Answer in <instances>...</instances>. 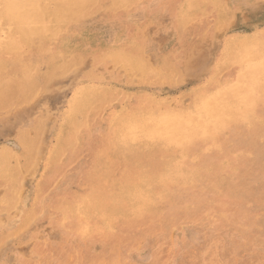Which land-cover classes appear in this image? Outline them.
I'll return each mask as SVG.
<instances>
[{
  "label": "rangeland",
  "instance_id": "obj_1",
  "mask_svg": "<svg viewBox=\"0 0 264 264\" xmlns=\"http://www.w3.org/2000/svg\"><path fill=\"white\" fill-rule=\"evenodd\" d=\"M0 264H264V0H0Z\"/></svg>",
  "mask_w": 264,
  "mask_h": 264
},
{
  "label": "bare ground",
  "instance_id": "obj_2",
  "mask_svg": "<svg viewBox=\"0 0 264 264\" xmlns=\"http://www.w3.org/2000/svg\"><path fill=\"white\" fill-rule=\"evenodd\" d=\"M32 52H33V51H32ZM28 55H29V54H28ZM244 75H245V74H244ZM152 80H153V79H152ZM234 82H235V81H234ZM205 102H206V101H205ZM205 104H206V106H209V107H210V105H207V103H205ZM208 104H210V102H208ZM211 106H212V105H211ZM207 113H208V112H207ZM199 114H201V113H199ZM202 114H203V113H202ZM218 114H219V113H218ZM184 117H185V116H184ZM198 117H199V116L197 115V118H198ZM148 118H149V117H148ZM179 118H180V117H179ZM195 119H196V118H195ZM201 119H202V118H201ZM214 119H216V118H214ZM203 120H204V118H203ZM205 121H206V120H205ZM88 125H90V124H88ZM208 125H209V124H208ZM211 126H212V125H211ZM199 128H200V127H199ZM203 128L205 129V127H203ZM201 129H202V127H201ZM204 129H203V130H204ZM197 132H198V131H197ZM204 132H206V131H204ZM111 133H112V132H111ZM193 134H194V133H193ZM71 135H72V134H71ZM180 135H181V134H180ZM190 135H191V134H190ZM177 136H178V135H177ZM105 137H106V135H105ZM107 137H108V136H107ZM183 137H184V136H183ZM186 137H187V135H185V138H186ZM103 139H104V138H103ZM105 139H106V138H105ZM109 139H110V138H109ZM111 139H112V136H111ZM178 139H180V138H178ZM183 139H184V138H183ZM183 139H182V140H183ZM184 140H185V139H184ZM106 141H107V140H106ZM169 141H170V140H169ZM175 141H176V139H175ZM173 142H174V141H173ZM107 143H108V142H107ZM169 143H170V142H169ZM101 147H102V146H101ZM98 148H99V147H98ZM102 149H103V148H102ZM108 149H109V148L107 147V148H106V151H107ZM58 150H59V149H58ZM99 150H100V149H99ZM110 152H111V150H110ZM156 153H157V152H156ZM94 160H95V159H94ZM111 160H112V159H111ZM94 164H95V163H94ZM112 164H113V163H112ZM187 165H188V164H187ZM114 166H115V165H114ZM110 167H112V166H110ZM116 167H117V166H116ZM112 168H114V167H112ZM32 169H33V168H32ZM107 170H108V169H107ZM107 170H106V171H107ZM110 170H111V169H110ZM129 170H130V169H129ZM111 171H112V170H111ZM103 172H104V171H103ZM108 172H110V171H108ZM135 173H136V172H135ZM111 174H112V173H111ZM123 175H124V174H123ZM91 176H92V175H91ZM96 176H97V175H96ZM106 176H107V175H106ZM88 177H89V176H88ZM129 177H131V176H129ZM161 177H162V176H161ZM101 178H102V177H101ZM113 178H114V177H113ZM162 178H163V177H162ZM125 179H126V178H125ZM125 179H124V180H125ZM129 179H131V178H129ZM135 179H136V178H135ZM99 180H100V179H99ZM116 180H117V179H116ZM124 180H123V181H124ZM132 180H133V178H132ZM104 181H105V180H104ZM117 181H118V180H117ZM120 181H121V180H120ZM123 181H121V182H123ZM127 181H128V180H127ZM99 182H100V181H99ZM91 183H93V182H91ZM97 184H98V183H97ZM111 184H112V183H111ZM90 187H91V186H90ZM110 187H111V186H110ZM110 187H107V188L110 189ZM153 187H154V186H153ZM139 188H140V187H139ZM87 189H88V188H87ZM111 189H112V188H111ZM111 189H110V190H111ZM94 190H95V189H94ZM106 190H107V189H106ZM92 191H93V190H92ZM92 191H91V192H92ZM94 192H95V191H94ZM107 192H108V191H107ZM109 192H110V191H109ZM141 192H142V191H141ZM96 193H97V192H96ZM99 193L101 194V192H99ZM110 193H111V192H110ZM89 194H90V193H89ZM94 194H95V193H94ZM139 194H140V193H139ZM92 195H93V194H92ZM96 195H97V194H96ZM96 195H95V196H96ZM108 195H109V194H108ZM101 196H102V195H101ZM82 197H83V196H82ZM84 197H85V196H84ZM97 197H98V196H97ZM102 197H105V196H102ZM108 197H109V196H108ZM143 197H144V196H143ZM99 198H101V197H99ZM106 198H107V197H106ZM145 198H146V197H145ZM88 199H89V198H88ZM103 199H104V198H103ZM103 199H102V200H103ZM90 200H91V198H90ZM90 200H89V201H90ZM93 200H94V198H93ZM108 200H109V199H108ZM142 200H144V199H142ZM142 200H141V201H142ZM98 201H99V200H98ZM100 201H101V200H100ZM143 202H144V201H143ZM163 202H164V201H163ZM66 203H67V202H66ZM66 203H65V204H66ZM105 203H106V204H105ZM105 203H104V205H107V202H106V201H105ZM108 203H109V202H108ZM144 203H146V201H145ZM67 204H68V203H67ZM74 204H75V203H74ZM63 205H64V204H63ZM124 205H125V204H124ZM73 206H74V205H73ZM114 206H115V205H114ZM62 207H63V206H62ZM107 207H108V206H107ZM122 207H123V205H122ZM100 208H101V207H100ZM124 208H125V207H124ZM141 208H143V206H142ZM66 209H67V208H66ZM103 209H104V208H103ZM110 209H111V208H110ZM133 209H134V208H133ZM133 209H132V210H133ZM137 209H139V208L137 207ZM134 210H135V209H134ZM139 210H140V209H139ZM70 211H72L71 208H70ZM99 211H100V210H99ZM136 211H137V210H136ZM65 212H66V211H65ZM137 214H138V212H137ZM70 215H72V213H70ZM135 215H136V214H135ZM137 217H138V216H137ZM116 221H117V220H116ZM118 221H119V220H118ZM81 226H82V224H81ZM91 233H92V232H91ZM83 241H84V240H83Z\"/></svg>",
  "mask_w": 264,
  "mask_h": 264
}]
</instances>
